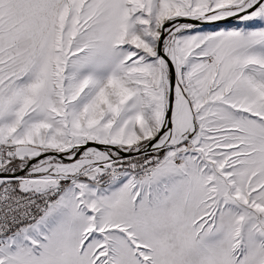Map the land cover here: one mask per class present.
Segmentation results:
<instances>
[{
	"label": "snow or ice",
	"instance_id": "obj_1",
	"mask_svg": "<svg viewBox=\"0 0 264 264\" xmlns=\"http://www.w3.org/2000/svg\"><path fill=\"white\" fill-rule=\"evenodd\" d=\"M0 264H264V0H0Z\"/></svg>",
	"mask_w": 264,
	"mask_h": 264
}]
</instances>
